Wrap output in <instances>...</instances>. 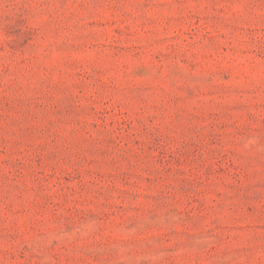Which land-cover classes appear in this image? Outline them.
<instances>
[{
    "label": "rangeland",
    "instance_id": "rangeland-1",
    "mask_svg": "<svg viewBox=\"0 0 264 264\" xmlns=\"http://www.w3.org/2000/svg\"><path fill=\"white\" fill-rule=\"evenodd\" d=\"M0 264H264V0H0Z\"/></svg>",
    "mask_w": 264,
    "mask_h": 264
}]
</instances>
